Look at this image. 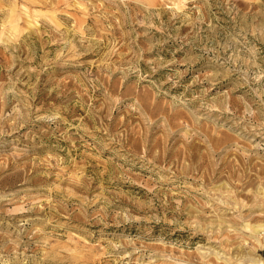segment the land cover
<instances>
[{"label":"rangeland","instance_id":"rangeland-1","mask_svg":"<svg viewBox=\"0 0 264 264\" xmlns=\"http://www.w3.org/2000/svg\"><path fill=\"white\" fill-rule=\"evenodd\" d=\"M223 263L264 264V0H0V264Z\"/></svg>","mask_w":264,"mask_h":264},{"label":"bare ground","instance_id":"bare-ground-1","mask_svg":"<svg viewBox=\"0 0 264 264\" xmlns=\"http://www.w3.org/2000/svg\"><path fill=\"white\" fill-rule=\"evenodd\" d=\"M33 1H34V0H33ZM35 21H36V20H35ZM211 111H213V110H211ZM212 113H213V112H212ZM174 117H175V116H174ZM193 119H194V118H193ZM194 120H195V119H194ZM191 123H192V122H191ZM198 128H199V127H198ZM207 128H208V127H206V128H205V127H201L200 129L205 131V134L208 136V138H209L210 140H214L213 143H212V144L214 145V144H215L214 142H215V138H216L215 135H216V134H215V133L212 134V133L210 132V131H212V130L209 131V130H208L209 128H208V129H207ZM212 129H213V132H215V130H214L215 128H212ZM199 132H200V131H199ZM203 133H204V132H203ZM214 134H215V135H214ZM193 135H194V134H193ZM204 136H205V135H204ZM255 136H256V135H255ZM205 137H206V136H205ZM205 139H206V138H205ZM218 140H219V139H218ZM189 142L191 143V141H189ZM211 142H212V141H211ZM218 142H219V141H218ZM200 143H201V142H200ZM195 144H196V143H195ZM203 144H204V143H203ZM205 144H206V143H205ZM217 144H219V143H217ZM210 146H211V145H210ZM213 147H214V146H213ZM211 149H212V148H211ZM212 150H213V149H212ZM213 151H214V150H213ZM209 155H210V154H209ZM197 162H198V161H197ZM220 201H222V200H220ZM222 220H223V219H222ZM253 229H254V228H253ZM255 230L257 231V230H258V227L255 228ZM223 264H224V263H223ZM227 264H228V263H227Z\"/></svg>","mask_w":264,"mask_h":264}]
</instances>
